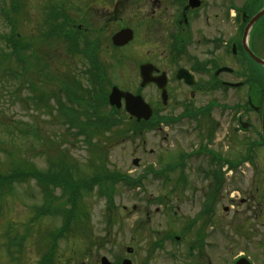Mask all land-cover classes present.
I'll return each instance as SVG.
<instances>
[{"label": "rangeland", "instance_id": "rangeland-1", "mask_svg": "<svg viewBox=\"0 0 264 264\" xmlns=\"http://www.w3.org/2000/svg\"><path fill=\"white\" fill-rule=\"evenodd\" d=\"M12 3L20 4L18 12L12 10ZM45 4L44 0H0V176L31 170L46 172L52 168L48 161L64 164L65 167L55 166L56 170L53 171H61L63 178L69 181L88 180V177L96 174L106 175L111 172L133 178L144 174L142 186L136 189L119 188L120 184L113 180L107 182L112 190L111 195L114 196L111 203L113 209L110 208L111 204L106 202V198L98 195L96 186H84L72 206L66 203L61 191H53V199L56 202L51 206L54 209L52 212L57 209H71L74 218L71 219L69 230L57 239L52 262L99 264L102 256L112 264L120 256L131 259L140 257V260L144 261L155 252L149 249V244H153L156 238L164 240L166 233L178 236L182 234L185 242L195 239L191 231L188 230L189 232L184 234L182 228L197 212V204L193 201L196 192L191 188L197 185L205 187L206 184L200 181L188 185L189 190L186 188L178 193L173 192L174 189L170 187L174 184L162 183L152 175L153 172L147 171L148 166L155 170L161 168L157 163L158 153L151 155L148 150H166L164 154L167 159L163 163L166 165L176 160L177 153H189L195 146L205 142L206 138V146L211 145L209 148L212 149L218 144L221 154L231 159L239 158L244 153L235 143H231L233 145L230 150H224V147L221 149L226 145L222 115L217 127L204 131L202 139L200 136L190 135L192 132L188 135L185 124L163 125V128L152 130L143 125L139 129V136L131 134L132 125L128 122L108 130L94 128V116L97 113L105 115L107 108L98 105L93 99L97 89L88 81L84 72L88 67L86 60L78 55L68 57L66 46L58 40L43 39L41 34L44 31L43 23L47 12ZM130 4L128 0H118L116 7L112 0H104L97 4L94 12H90L80 0H72V6L64 7L71 18L82 19L83 25L92 30L91 35H97L101 44L104 43L97 59L107 66V75L102 82L106 92H109L113 85L129 92L134 91L137 86L133 51H130L129 47L110 49L105 43L118 28L133 26L134 18L140 15L134 14L142 13V9L135 12ZM77 6L81 7L80 10L84 14ZM5 11L15 26L14 33L19 32L25 44V58L22 62H19L3 39L11 34V25L1 16ZM140 21L139 30L142 34L145 23L143 19ZM141 38L139 35L133 46L135 49L142 50L144 47H137L142 42ZM261 44L264 59V39ZM30 83L35 86L34 94L28 89ZM145 93L147 96L151 95L150 90ZM69 94L73 95L72 99L67 98ZM62 108L70 113L69 118L62 117ZM121 113L122 118H125L123 111ZM82 128L85 134L80 136L77 131ZM165 137L167 139L164 140ZM135 158H139L137 166L132 165ZM207 160L205 155L188 157L185 160L186 177L194 179L195 169L206 167ZM30 164L33 167L29 166ZM259 164L262 165L264 181L263 151H259ZM168 176L172 179L178 177V171ZM248 176L249 172L245 171L238 181L232 178L227 188L233 191L234 197H243L240 189L254 185L250 181L246 182ZM236 185H239V195L236 193ZM227 188L223 187L221 192ZM160 197H166V205L169 206L159 205L157 199ZM41 202L45 203L44 196L36 188L35 182L30 180H14L0 192V264H37L41 258L51 234L62 223L57 216L48 214L35 221L33 206L37 207ZM259 203L261 207L258 225L252 216L242 214V217L236 220L231 218L232 213L229 212L226 217L232 221L230 230L224 228L223 233L215 230L210 241L216 243L211 244H239V247L246 244L242 241L241 234L246 227L245 223H248L253 230L247 227L246 232L244 231V236L250 241L247 244H259V257L255 253L253 256L257 264H264V224L261 223H264V198L259 197ZM220 206L228 204L225 200L219 201L215 208L216 214L221 213ZM172 207L178 210V217L168 211V208ZM6 231H9L8 236L11 238L16 235L23 237V250L15 261L10 259L12 255H6ZM157 231L161 232L159 237H156ZM255 231L253 235L252 232ZM224 232L227 233L226 236ZM164 244L169 243L165 241ZM126 247H131L133 252L127 255L124 250ZM158 256L162 263L171 264L165 259V255L158 254L155 257Z\"/></svg>", "mask_w": 264, "mask_h": 264}, {"label": "flooded vegetation", "instance_id": "flooded-vegetation-1", "mask_svg": "<svg viewBox=\"0 0 264 264\" xmlns=\"http://www.w3.org/2000/svg\"><path fill=\"white\" fill-rule=\"evenodd\" d=\"M103 1L80 0V3L91 12ZM128 1L135 12L142 9V13L134 14L140 15L134 18V25L131 26L134 37L129 43H132V56L137 63L134 66L137 86L131 92L142 95L153 109L151 124H156L154 128L185 124L188 135L192 132L190 135L199 136L202 132L203 136L204 131L217 127L222 115L226 145L221 149L224 147V150H230L233 142L245 154L250 153V157L247 154L244 156L238 171L232 175L238 176V181L247 171L249 176L246 182L254 184L240 189L243 197L237 199L230 188L224 194L221 192L222 184L227 181L228 171H224L228 164L223 166L221 160H215L209 161L204 169L197 168L196 171H205L194 178V181H203L206 186H198L193 199L197 204V212L182 228L184 234L191 231L195 239L185 242L180 234L176 237V244H149V249L155 251L153 255L146 257L144 261L140 257L130 258L131 262L164 264L160 261V256L155 257L160 254L165 255L168 259L164 258L171 264H234L239 259L257 264L253 253L259 257V244H242L240 247L239 244H211L216 242L210 241V237L215 230L221 233L224 228L230 230L231 218L238 220L242 214L252 216L256 225L259 224V193L263 184L259 151L264 150L260 109L264 86L259 85V64L249 57L248 51L261 58L264 17L252 26H249V22L264 6V0H260V7L259 0H194L197 5L193 7L189 5V0ZM45 2L47 6H63L71 4L72 0H60L58 3L44 0ZM112 3L118 6V0H112ZM141 19L145 23L142 34L139 30ZM78 22L79 19L72 24V28L87 33L90 28H82ZM139 35L142 42L137 47L144 45L142 50L133 47ZM142 64H152L155 67L151 78L162 77L164 80V101L161 97L162 90L153 81L140 87L141 80L137 71ZM223 68L231 71L222 72ZM146 90H150L151 95L147 96ZM189 126L191 128L188 129ZM233 137L238 142H234ZM205 141L208 140L205 138ZM210 146L207 144V148ZM212 149L217 154L218 144ZM151 151L153 149L150 153ZM243 163L245 165L241 167ZM176 179L184 181L183 178ZM237 187L239 185H236V190ZM221 200L228 204L226 207H219L223 215L216 214L215 209ZM229 212L232 213L230 219L226 217ZM245 226V232L247 227L253 230L248 223ZM239 228L242 230L241 226ZM244 231L241 234L242 241L247 243L249 238L244 236ZM255 233L256 231L252 232L253 235ZM226 234L224 232L225 236ZM132 252L131 248L129 253Z\"/></svg>", "mask_w": 264, "mask_h": 264}, {"label": "trees", "instance_id": "trees-1", "mask_svg": "<svg viewBox=\"0 0 264 264\" xmlns=\"http://www.w3.org/2000/svg\"><path fill=\"white\" fill-rule=\"evenodd\" d=\"M93 123L96 124L95 125L96 129L102 130L103 127L101 126L100 122L97 119H94ZM61 159H63V158H61ZM29 166H32V165L30 164ZM35 173H36L35 170H31V171L10 173V174L4 175V176H0V192H2L4 190L5 185L10 186L14 180L19 179V180L24 181V180L34 179V178L36 179L38 176H36ZM71 175H74V174L71 173ZM49 178L51 179L52 176L46 175L44 177L45 180H50ZM90 182H95V180L88 179V180H82V181H73V184L71 183V184L67 185L66 187L69 190L68 191L69 198H68V201L66 203H68L72 206L75 203V201L78 200L80 193H81L80 190L85 188L84 186H89ZM64 184H66V183H64ZM51 206H53V204L48 205L49 211L54 210L53 207H51ZM0 210H1V206H0ZM39 216H42V214ZM68 216L71 217L70 219L74 218V214H73L71 209H69V215ZM69 226H70V224L66 223L62 230H57V232L52 233L50 238H49L52 240L50 241L49 244H54L56 239L59 238L62 235V233H65L69 230V228H70ZM15 240H17V238H15ZM22 240H23V237L20 236V241L18 242V244H20L19 245V251L21 250ZM53 250H47L46 253H48L50 251H52V253H53Z\"/></svg>", "mask_w": 264, "mask_h": 264}, {"label": "water", "instance_id": "water-1", "mask_svg": "<svg viewBox=\"0 0 264 264\" xmlns=\"http://www.w3.org/2000/svg\"><path fill=\"white\" fill-rule=\"evenodd\" d=\"M263 12L264 10L259 14V16ZM123 39H128V34H126ZM118 40H122V38H119ZM120 98L125 99L126 109L132 114H135L134 111H138L139 113H143V114H145L146 112L149 113L148 106L145 105L139 97H132L129 94H123L114 88L110 95V103L116 104L119 107Z\"/></svg>", "mask_w": 264, "mask_h": 264}]
</instances>
